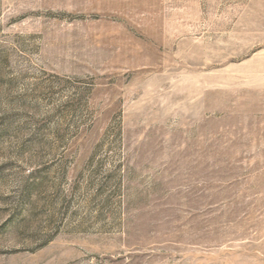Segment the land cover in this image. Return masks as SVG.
<instances>
[{
  "label": "rangeland",
  "instance_id": "1",
  "mask_svg": "<svg viewBox=\"0 0 264 264\" xmlns=\"http://www.w3.org/2000/svg\"><path fill=\"white\" fill-rule=\"evenodd\" d=\"M0 264H264V0H0Z\"/></svg>",
  "mask_w": 264,
  "mask_h": 264
}]
</instances>
